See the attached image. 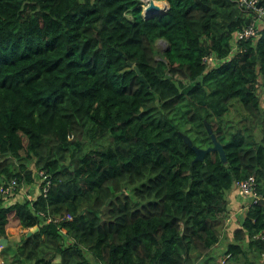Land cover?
Here are the masks:
<instances>
[{"label":"trees","instance_id":"16d2710c","mask_svg":"<svg viewBox=\"0 0 264 264\" xmlns=\"http://www.w3.org/2000/svg\"><path fill=\"white\" fill-rule=\"evenodd\" d=\"M156 1L167 13L144 19L141 0H0V182L51 180L33 202L0 195L13 264H264V22L230 56L254 11ZM205 123L226 163L194 161ZM251 176L262 199L222 262L227 194Z\"/></svg>","mask_w":264,"mask_h":264},{"label":"built area","instance_id":"2783aa9c","mask_svg":"<svg viewBox=\"0 0 264 264\" xmlns=\"http://www.w3.org/2000/svg\"><path fill=\"white\" fill-rule=\"evenodd\" d=\"M141 1H142V6H141L142 14L144 16L148 4L152 0L150 1L146 0L145 4H144V0ZM236 1L245 10H252L255 12L256 15L253 16L254 20L250 25L234 33L232 38V40L234 41L231 40L233 47L230 56H232L234 53L241 52L242 50L240 49V43L243 42L244 40H247L257 35L260 25L264 22V4L262 3L263 0H236ZM167 8H169V6L165 5L163 12H166ZM203 61L210 63L211 65L217 66L220 60H218L213 54H210L209 56L205 57ZM36 174L39 177L40 183L39 184L34 183L31 184V186L29 185L32 192L29 191L26 193V199H28L30 202H33L37 195H41V194L46 195L49 188L51 187V180L47 174H45L43 171L37 172ZM42 183L43 185L41 186ZM234 184L239 198L246 201L245 208H248L252 204L261 201L262 198L257 194L256 182L253 176L247 178L246 180L235 182ZM20 188L21 186H19L17 179L11 178L8 181L0 182V195L4 199L9 198L7 200L9 201L14 194L18 193V190ZM35 189L37 190L36 194L34 193ZM67 219L70 220L71 217L68 216ZM261 238L264 239V237ZM1 249L2 246H0V250ZM227 257H229V255L225 256L223 260H225Z\"/></svg>","mask_w":264,"mask_h":264},{"label":"crops","instance_id":"0c3cea01","mask_svg":"<svg viewBox=\"0 0 264 264\" xmlns=\"http://www.w3.org/2000/svg\"><path fill=\"white\" fill-rule=\"evenodd\" d=\"M159 6V9L163 8V3L159 2L157 4ZM227 200H228V213L226 214V217L221 221L220 225L217 226L218 231V243L213 247L212 249V256L214 258L220 257L222 260L225 258L224 256L227 251V246L232 243L233 240V233L234 231L240 227V219L243 217L244 211H245V205L246 201L239 198L237 195V191L231 190L227 194ZM22 234L27 232V230L20 229ZM30 231V230H29ZM16 232L18 231H10L8 235V243H19L20 238L18 239H12V236L16 235ZM28 233V232H27ZM7 247V245L3 246L2 248Z\"/></svg>","mask_w":264,"mask_h":264},{"label":"water","instance_id":"95a60500","mask_svg":"<svg viewBox=\"0 0 264 264\" xmlns=\"http://www.w3.org/2000/svg\"><path fill=\"white\" fill-rule=\"evenodd\" d=\"M168 9L169 8H167V11H168ZM167 11L166 12H160L159 7L154 3V1H150L149 4H148L147 9L145 11L144 17L146 19L151 18L150 16L148 17L149 14L156 15V16L165 15L167 13ZM136 71L139 74V71L138 70H136ZM205 126L207 128L208 134L210 135V137L212 139V146L207 148V149H199L197 147H193V150L196 153V157H195L194 161H203L207 154H209L210 152L216 151L219 154V157H220L221 161L223 163H226V155H225V152L223 150L222 145L216 140V137L212 133V130H211L210 126L207 123H205ZM188 144H191V143L188 141ZM233 188H235V184H232V189ZM37 230H38V228L36 227V228L28 231L27 236H30L32 233L36 232ZM0 244L5 246L6 245V240L1 239L0 240Z\"/></svg>","mask_w":264,"mask_h":264},{"label":"rangeland","instance_id":"374dc122","mask_svg":"<svg viewBox=\"0 0 264 264\" xmlns=\"http://www.w3.org/2000/svg\"><path fill=\"white\" fill-rule=\"evenodd\" d=\"M150 1V0H149ZM159 2H161V3H163V8H161V11L163 12L164 11V7H165V5L167 4V3H165V2H162V1H159ZM159 2H156L155 1V3L156 4H158ZM146 3V0H144V4ZM232 41H234V40H232ZM166 43L164 42V41H158L157 42V44H156V48L158 49V51H160V52H163V51H165V49H166ZM261 95V94H260ZM261 99H262V104L264 105V95H262L261 96ZM232 112H233V116H232V118L230 119V121H232V120H236L238 117H239V115H240V119H242L243 117H244V112H243V110L241 109V107L237 104V103H234V105H233V108H232ZM235 114V115H234ZM231 116V115H230ZM229 116L227 115V116H225L224 117V120L226 121V119L228 118ZM244 125V123H242L241 122V126H243ZM35 183H37V184H39L40 183V181H39V179H36V181H35ZM20 193L18 194V197H19V199H21V200H23L25 197H26V193L27 192H29V191H31V189H30V186L28 185V184H24V185H21V188L18 190ZM32 192V191H31ZM34 193L36 194L37 193V190L35 189L34 190ZM12 199H10L8 202H10ZM32 230V229H31ZM25 231V230H24ZM64 231V230H63ZM65 232V231H64ZM22 236V233H21V231H18V232H16V235L15 236H12V239H18V238H20ZM12 246H13V244H11V246L10 247H8L7 248V250L4 252H2L1 254H0V264H13L12 263V261H11V258H10V254H11V252H12ZM2 250V249H1ZM0 250V251H1ZM225 257V256H224Z\"/></svg>","mask_w":264,"mask_h":264},{"label":"clouds","instance_id":"9594fccd","mask_svg":"<svg viewBox=\"0 0 264 264\" xmlns=\"http://www.w3.org/2000/svg\"><path fill=\"white\" fill-rule=\"evenodd\" d=\"M152 1H154V3H155V1L156 0H152ZM156 2H159V1H156ZM162 2H164V1H162ZM166 3V2H165ZM156 4V3H155ZM157 5V4H156ZM168 5V3L166 4V6ZM161 10V9H160ZM160 12H162V11H160ZM141 13H142V11H141ZM142 16H143V14H142ZM147 16V15H146ZM144 17V16H143ZM145 18V17H144Z\"/></svg>","mask_w":264,"mask_h":264},{"label":"bare ground","instance_id":"6f19581e","mask_svg":"<svg viewBox=\"0 0 264 264\" xmlns=\"http://www.w3.org/2000/svg\"><path fill=\"white\" fill-rule=\"evenodd\" d=\"M158 6V5H157ZM159 7V6H158Z\"/></svg>","mask_w":264,"mask_h":264}]
</instances>
